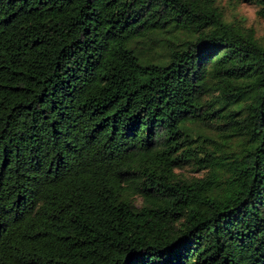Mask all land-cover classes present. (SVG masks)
Listing matches in <instances>:
<instances>
[{
	"label": "trees",
	"instance_id": "trees-1",
	"mask_svg": "<svg viewBox=\"0 0 264 264\" xmlns=\"http://www.w3.org/2000/svg\"><path fill=\"white\" fill-rule=\"evenodd\" d=\"M0 264H264V40L217 0H0Z\"/></svg>",
	"mask_w": 264,
	"mask_h": 264
},
{
	"label": "rangeland",
	"instance_id": "rangeland-1",
	"mask_svg": "<svg viewBox=\"0 0 264 264\" xmlns=\"http://www.w3.org/2000/svg\"><path fill=\"white\" fill-rule=\"evenodd\" d=\"M217 4L226 20H233L241 26L252 28L255 36L260 40H264V17L257 13L258 7L255 4L235 0H217ZM210 135L215 137L214 134ZM177 171L186 177H198L201 175V172L189 165Z\"/></svg>",
	"mask_w": 264,
	"mask_h": 264
}]
</instances>
